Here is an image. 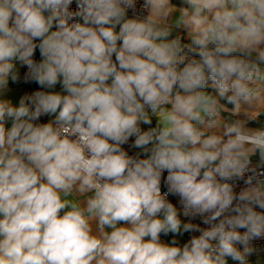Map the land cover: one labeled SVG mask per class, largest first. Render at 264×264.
<instances>
[{
    "label": "clouds",
    "instance_id": "9594fccd",
    "mask_svg": "<svg viewBox=\"0 0 264 264\" xmlns=\"http://www.w3.org/2000/svg\"><path fill=\"white\" fill-rule=\"evenodd\" d=\"M0 264H264V0H0Z\"/></svg>",
    "mask_w": 264,
    "mask_h": 264
}]
</instances>
